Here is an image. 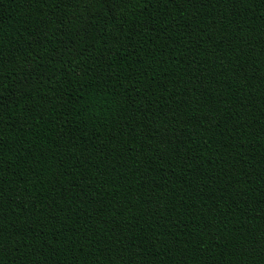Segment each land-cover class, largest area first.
<instances>
[{
    "label": "trees",
    "instance_id": "obj_1",
    "mask_svg": "<svg viewBox=\"0 0 264 264\" xmlns=\"http://www.w3.org/2000/svg\"><path fill=\"white\" fill-rule=\"evenodd\" d=\"M262 128L264 0H0V264H264Z\"/></svg>",
    "mask_w": 264,
    "mask_h": 264
},
{
    "label": "snow or ice",
    "instance_id": "obj_2",
    "mask_svg": "<svg viewBox=\"0 0 264 264\" xmlns=\"http://www.w3.org/2000/svg\"><path fill=\"white\" fill-rule=\"evenodd\" d=\"M225 2H228V0H225ZM234 2H239V0H234ZM214 115V114H213ZM203 119V118H202ZM261 133L264 134V128L261 129ZM2 239V238H0Z\"/></svg>",
    "mask_w": 264,
    "mask_h": 264
}]
</instances>
